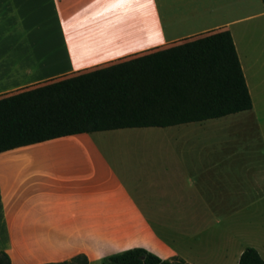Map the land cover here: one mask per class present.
<instances>
[{
    "label": "crops",
    "instance_id": "1",
    "mask_svg": "<svg viewBox=\"0 0 264 264\" xmlns=\"http://www.w3.org/2000/svg\"><path fill=\"white\" fill-rule=\"evenodd\" d=\"M228 30L248 110L0 151V251L88 264L142 247L188 264L264 259L261 0H0V96Z\"/></svg>",
    "mask_w": 264,
    "mask_h": 264
},
{
    "label": "trees",
    "instance_id": "2",
    "mask_svg": "<svg viewBox=\"0 0 264 264\" xmlns=\"http://www.w3.org/2000/svg\"><path fill=\"white\" fill-rule=\"evenodd\" d=\"M251 106L231 34L219 30L0 96V151L74 133L201 121ZM104 262L188 264L142 247ZM88 263L79 253L40 264ZM0 264H11L4 251ZM237 264H264V259L246 247Z\"/></svg>",
    "mask_w": 264,
    "mask_h": 264
},
{
    "label": "rangeland",
    "instance_id": "3",
    "mask_svg": "<svg viewBox=\"0 0 264 264\" xmlns=\"http://www.w3.org/2000/svg\"><path fill=\"white\" fill-rule=\"evenodd\" d=\"M264 257V256H263Z\"/></svg>",
    "mask_w": 264,
    "mask_h": 264
}]
</instances>
